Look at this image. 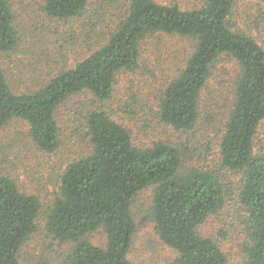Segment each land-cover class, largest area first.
<instances>
[{
	"label": "trees",
	"instance_id": "16d2710c",
	"mask_svg": "<svg viewBox=\"0 0 264 264\" xmlns=\"http://www.w3.org/2000/svg\"><path fill=\"white\" fill-rule=\"evenodd\" d=\"M88 1L42 0L41 8L48 18L66 21L82 17ZM123 1L125 13L105 42L40 86L18 93L0 67V131L8 122L22 120L33 144L42 152H54L59 145L58 107L81 93L98 101L109 99L116 76L136 70L141 43L153 33L193 44L185 65L161 94L162 124L192 130L212 67L222 55L238 65L233 100L217 163L207 167L185 166L192 150L188 145L156 141L137 147L127 129L106 113L89 112L85 118L89 152L63 170L45 213L47 232L73 244L64 264H130L127 255L135 233L130 206L149 187H154L150 216L155 232L177 253L165 264H227L222 250L202 236L199 227L221 214L232 199L240 210L236 220L245 264H264V153L253 150L264 121V49L251 36L233 30L235 0H203L192 9L154 0ZM19 41L12 2L0 0V53L13 52ZM210 151L204 143L195 155L207 159ZM230 173L240 175L234 191L226 184ZM40 208L37 197L19 191L11 179L0 175V264H21L19 253L36 231ZM99 229L105 234L102 248L86 237Z\"/></svg>",
	"mask_w": 264,
	"mask_h": 264
},
{
	"label": "rangeland",
	"instance_id": "374dc122",
	"mask_svg": "<svg viewBox=\"0 0 264 264\" xmlns=\"http://www.w3.org/2000/svg\"><path fill=\"white\" fill-rule=\"evenodd\" d=\"M160 4L176 3L183 9L199 6L203 0H154ZM19 44L11 53H0V67L11 88L24 93L48 80L59 70L70 68L98 49L123 17L126 3L113 4L89 0L80 18L61 21L48 18L42 0H11ZM230 22L234 31L251 36L264 49V0H235ZM193 51L192 42L161 33L146 36L140 46L138 66L133 72L116 76L109 99L98 101L81 93L70 97L55 112L59 145L52 153L40 151L32 142L28 125L22 120L8 122L0 131V175L11 179L19 191L38 198L40 214L34 234L22 246L21 264H64L72 243L53 238L46 229L45 213L59 187L66 166L89 152L85 118L91 111H102L122 125L137 147L160 141L188 145L187 167L213 166L218 160V145L223 124L233 100V85L238 75L237 63L220 56L213 65L201 95L199 116L190 131H177L162 124L158 106L165 86L174 79ZM206 143L210 156L201 158L195 151ZM254 153H264V121L253 146ZM240 175L227 174L226 184L234 191ZM154 187L140 191L132 200L130 211L135 233L127 258L130 264H165L177 253L158 237L151 219ZM235 199L226 203L221 214L210 217L200 227L202 236L212 239L226 256L227 264H245L243 236L236 220L240 214ZM87 239L100 248L105 245L102 229Z\"/></svg>",
	"mask_w": 264,
	"mask_h": 264
}]
</instances>
